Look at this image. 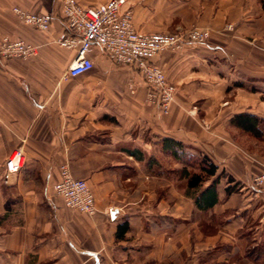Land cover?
<instances>
[{
	"label": "crops",
	"instance_id": "crops-1",
	"mask_svg": "<svg viewBox=\"0 0 264 264\" xmlns=\"http://www.w3.org/2000/svg\"><path fill=\"white\" fill-rule=\"evenodd\" d=\"M16 6L50 12V29L21 21ZM125 6L143 32L210 30L205 43L164 48L154 58L177 87L168 113L147 100L134 67L98 49L89 71L64 75L75 51L56 42L64 29L62 0H0V42L9 36L38 47L29 59L0 61V264H264V187L249 186L264 171V157L228 136L233 115L264 116L261 0ZM169 138L188 154L208 155L241 187L228 194L222 176L218 202L198 208L181 174L187 166L165 146ZM17 148L25 163L5 179L6 159ZM64 164L87 180L95 214L55 194Z\"/></svg>",
	"mask_w": 264,
	"mask_h": 264
},
{
	"label": "built area",
	"instance_id": "built-area-1",
	"mask_svg": "<svg viewBox=\"0 0 264 264\" xmlns=\"http://www.w3.org/2000/svg\"><path fill=\"white\" fill-rule=\"evenodd\" d=\"M127 0H108L95 6H84L78 0H62L61 14L64 29L56 42L75 51V56L64 72L65 76L79 75L89 71L93 65L92 52L98 49L115 64L134 67L147 85V100L162 113H168L175 100L177 87L169 81L154 58L164 48L180 49L185 45L205 43L210 30L194 26L173 32L147 33L135 28L132 9L126 7ZM14 13L21 21L42 31L51 27L50 12H32L16 6ZM38 47L24 39L9 36L0 42V61L9 58L29 59ZM134 91V85H130ZM25 163L22 148L15 149L6 159L5 179L21 170ZM61 178L53 185L56 195L65 205L79 211L95 214V196L87 180L72 175L68 165L61 166ZM249 186L259 192L264 187V171L254 175ZM113 208L109 214L114 219Z\"/></svg>",
	"mask_w": 264,
	"mask_h": 264
},
{
	"label": "trees",
	"instance_id": "trees-1",
	"mask_svg": "<svg viewBox=\"0 0 264 264\" xmlns=\"http://www.w3.org/2000/svg\"><path fill=\"white\" fill-rule=\"evenodd\" d=\"M261 3L264 8V0H261ZM231 124L257 138L264 137V116L241 112L233 115ZM168 145H170L174 157L181 160L187 167L191 165L195 168L190 171L185 167L181 170V174L187 177L189 189L194 190L193 198L198 208L207 210L218 202L217 184L222 176L227 178L226 190L228 194L241 187L240 182L235 181L224 170L218 172V165L205 153L188 154L184 144L172 138L165 139V146ZM209 180L210 184L205 187V182Z\"/></svg>",
	"mask_w": 264,
	"mask_h": 264
},
{
	"label": "rangeland",
	"instance_id": "rangeland-1",
	"mask_svg": "<svg viewBox=\"0 0 264 264\" xmlns=\"http://www.w3.org/2000/svg\"><path fill=\"white\" fill-rule=\"evenodd\" d=\"M239 83L234 84V86H238ZM264 85V84H261ZM264 87V86H263ZM230 90L232 88H229ZM261 97V105H260V113L264 115V91L260 90ZM229 139L233 140L240 145H243L245 149L252 151L255 154H258L261 157H264V137L257 138L252 136L250 133H246L236 127L231 126L228 131ZM199 153V152H198ZM197 153V154H198Z\"/></svg>",
	"mask_w": 264,
	"mask_h": 264
},
{
	"label": "water",
	"instance_id": "water-1",
	"mask_svg": "<svg viewBox=\"0 0 264 264\" xmlns=\"http://www.w3.org/2000/svg\"><path fill=\"white\" fill-rule=\"evenodd\" d=\"M116 212H117V210L116 209H113V212L112 213H113L114 216H116Z\"/></svg>",
	"mask_w": 264,
	"mask_h": 264
}]
</instances>
